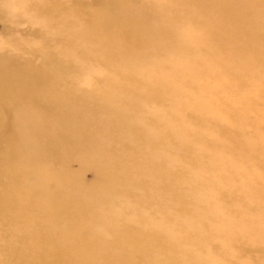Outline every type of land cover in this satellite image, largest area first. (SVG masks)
I'll return each instance as SVG.
<instances>
[{"label":"bare ground","instance_id":"6f19581e","mask_svg":"<svg viewBox=\"0 0 264 264\" xmlns=\"http://www.w3.org/2000/svg\"><path fill=\"white\" fill-rule=\"evenodd\" d=\"M135 1L26 0L21 8L31 18H43L45 29H53L54 35L37 36L39 47L8 40V48L0 52V228L6 230L0 237V264H138L141 258L133 252L149 255L156 249V264H181L179 256L187 257L185 264H200L201 259L206 261V247L217 252L230 241L226 225H219L213 236L221 243L200 235L190 244L186 241L195 231H187L169 243L179 245L183 240L193 246L197 256L189 261L187 250L179 246L175 251L160 240L157 233L164 226L150 225L151 217L142 208L153 216L154 208L162 212L160 192L169 186L172 221L178 224L185 216L191 227L202 228L199 214L184 209L180 185L165 184L166 174L150 161L166 141L160 134L164 124L157 119L173 121L172 109L177 114L199 113L200 102L197 111L191 104L207 89L195 83L198 80L236 88L253 80L255 57L264 56V0ZM1 2L0 18L5 8L17 9ZM181 30L188 33L183 36ZM72 58L83 64L97 61L104 75L89 76L88 87L80 91L70 88L67 74L89 73L84 66L77 69ZM130 79L134 89L123 84ZM178 85L189 90L190 101L180 100ZM43 117L50 118L47 130L41 125ZM247 145L239 144L250 155L253 148ZM79 152L82 164H96L99 179L93 186L84 187L76 175L69 177ZM104 152L113 156L105 158ZM256 167L264 174V162ZM223 176L231 179L232 173ZM5 179L12 181L7 184ZM23 179L38 184L37 201L23 198ZM125 185L144 194L124 190ZM209 185L228 214H234L236 191L231 189L227 204V193ZM61 186L65 191L57 192ZM249 186L245 211L264 199V184ZM109 198L115 199L116 207L128 200L132 207L126 213L137 225H118L111 210L100 209ZM257 213L264 217V208ZM62 221L66 225L60 228ZM138 224L149 225V230L142 232ZM228 224L235 227L232 219Z\"/></svg>","mask_w":264,"mask_h":264},{"label":"rangeland","instance_id":"374dc122","mask_svg":"<svg viewBox=\"0 0 264 264\" xmlns=\"http://www.w3.org/2000/svg\"><path fill=\"white\" fill-rule=\"evenodd\" d=\"M1 1L2 5H14L17 9L5 8V14L0 18V52L4 48H8V40H13L21 45L39 47L37 36L42 35L46 39H50L54 35L53 29L50 31L45 29L43 18H31L30 14L21 9L26 6L24 5L26 0ZM60 1L63 4L66 2V0ZM135 2L140 4L146 3L148 0H136ZM73 23L77 26L81 25L77 21ZM184 29H187V26ZM187 33L186 30L180 32L183 36ZM16 57L19 59L31 58L30 55H16ZM261 58H264V56L255 57L258 61L250 70L254 75L253 80H249V83L241 86V88L234 87V84H230L229 87L228 85L226 87L216 86L208 79L205 82L200 80L195 82L205 85L207 89L191 104V108L197 111V103L200 102L201 110L199 113L191 114L186 110L182 114H177L176 110L172 109L170 115H172L173 121L170 120L164 123L162 117L159 116V119H157V121L164 124L160 134L164 135L166 141L164 140L165 142L152 154L150 161L155 162L166 174L165 179L162 180L165 184L180 185L184 209L199 214L202 228L198 225L194 228L191 227L185 216L181 218L178 224L175 220L172 221V218L175 219V212L174 206H172L173 203L170 201L172 187L169 186L160 192L163 199L158 204L162 206V212H158L154 208L153 216L150 209L142 208L145 210L143 213L148 218L151 217L149 218L150 225L154 223L158 227L164 226V229L157 234H160L161 241L165 240L167 242V247L168 244L176 243L178 238L184 237L187 231L193 232V229L195 232L190 235V239L186 242L195 244L196 240L202 237L221 243V240L215 239L213 236L219 225H226V236L229 237L230 241L220 245L217 252H213L206 247V261L201 259L200 264H218L219 262L226 264L264 263V217H260L257 213L258 209L264 208V199L263 202L256 203V206L252 205L245 211L246 198L247 196L250 197L249 193L251 191L249 185L264 184V174L260 168L256 167L257 162H264V60ZM71 61L77 69L84 66L89 71L88 74L81 70L76 74H67L66 80L70 88L77 91L88 87L89 76L100 78L104 75L103 69L95 60H88L84 64L75 58H72ZM200 64H205V62H200ZM123 84L127 88H135V83L131 79L123 81ZM178 88L181 93L178 96L180 100L190 101L191 94L189 90L184 89L181 85H178ZM117 96L122 97L119 93H117ZM255 102L258 104L253 105ZM153 109L148 108V110ZM157 110L155 108L153 111L157 113L159 111ZM148 114L150 113L148 112ZM49 119L48 117L41 119L43 121L41 125L46 130L49 126ZM99 126L104 127L101 124ZM188 134L189 136H187ZM244 141L248 142L246 148H253L250 155L245 154L244 149L239 146V144L243 146ZM102 155L105 158L113 156L110 152H104ZM76 159H79V161L71 164V169L75 172L70 173L69 177L73 178L76 175V180L78 179L84 187L93 186L99 179L95 162L83 161L82 164V152L77 154ZM137 165H130V167L132 170H138ZM0 169H3V167L0 166ZM223 172L224 174L232 173L231 179H228L227 176L225 179ZM173 174H180V176L176 177ZM64 175L67 178L66 172ZM152 175L150 173L151 179L154 178ZM4 181L8 184L12 180L5 179ZM205 184L207 188L204 187ZM209 184H216L221 191L228 194L224 199L227 204L232 191H236L234 194L235 207L232 208L237 211L234 214H228L227 206L222 205L219 194L210 190L213 186ZM37 185L36 182L23 179L20 188L24 192L22 196L25 200L35 202L40 198V190ZM65 189L64 186H61L57 192L65 191ZM123 189L135 191L136 193H134L139 196L144 194L143 190L139 191L133 185ZM108 200L109 202L102 205L100 209L111 210L117 217L118 225H137L132 214L126 213V208L130 209L132 207L128 200L118 201V207L113 205L115 199L109 198ZM192 205H194L196 211L193 210ZM231 219L234 221V228H231L228 224ZM165 220H167V224H164ZM181 222L182 224L178 226ZM65 225L66 222L62 221L60 228ZM139 228L146 233L149 230V225H139ZM231 231L234 234H231ZM4 233H6V230L0 228V237ZM158 235H155V237ZM183 243L184 241L181 240L179 245L172 244L171 246L175 251L179 250L180 247L187 250L190 255L189 261L191 258H196V249ZM257 248L259 249L257 250ZM157 252H159L158 249L149 255H142L140 252L135 251L132 255L141 258L138 264H156ZM176 255L179 256V253ZM179 259L181 264H185L187 257L179 256Z\"/></svg>","mask_w":264,"mask_h":264}]
</instances>
